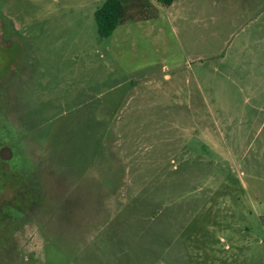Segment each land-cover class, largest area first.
<instances>
[{
  "label": "rangeland",
  "instance_id": "rangeland-1",
  "mask_svg": "<svg viewBox=\"0 0 264 264\" xmlns=\"http://www.w3.org/2000/svg\"><path fill=\"white\" fill-rule=\"evenodd\" d=\"M104 1L0 0V264H264V0Z\"/></svg>",
  "mask_w": 264,
  "mask_h": 264
},
{
  "label": "trees",
  "instance_id": "trees-1",
  "mask_svg": "<svg viewBox=\"0 0 264 264\" xmlns=\"http://www.w3.org/2000/svg\"><path fill=\"white\" fill-rule=\"evenodd\" d=\"M156 1L163 5H171L174 0ZM122 16L123 6L120 0H105L94 11L98 35L102 38L109 37L119 24ZM24 188L26 189L25 186Z\"/></svg>",
  "mask_w": 264,
  "mask_h": 264
}]
</instances>
